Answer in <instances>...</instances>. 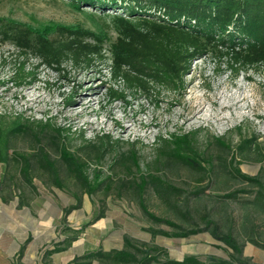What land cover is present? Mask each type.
<instances>
[{
  "label": "rangeland",
  "instance_id": "374dc122",
  "mask_svg": "<svg viewBox=\"0 0 264 264\" xmlns=\"http://www.w3.org/2000/svg\"><path fill=\"white\" fill-rule=\"evenodd\" d=\"M130 8L141 15L161 16V12L130 0H115L111 9H103L105 12L96 3L89 6L80 0H0V81L8 82L15 63L22 60L13 41L5 38V26H11L10 22L33 28L78 25L107 37L106 61H97L89 68L67 64L61 72L39 66L34 70L39 81L35 85L0 87V116L5 118L2 122L7 124L19 114L33 124L31 128L40 140L36 142L32 135L14 137L10 151L29 156L42 147L55 161L63 185V189L57 188L53 176L40 170L35 159L31 161L30 183L20 173L22 162L18 156L13 154L7 165L0 163V264H43L46 251L81 228L65 251L50 257L51 264H70L87 251L121 250L125 237L136 245L165 249L167 258L156 255L154 264H164L165 259L181 262L189 256L205 264L209 258L229 261L232 252L208 231L188 238L152 236L148 232L172 231L150 221L138 204L132 182H139L142 176L149 180L150 175L181 192L167 195V201L148 185L143 195L148 212L185 229L204 228L202 217L207 214L224 232L231 230L243 245L242 258L248 264H264V249L249 242L252 239L264 244V201L254 202L257 187L223 170L231 153L214 140L224 138L230 143L235 161L240 160V171L248 177L260 173L264 183V67L240 70L235 75L217 49L209 47L184 78L181 95L161 92L160 108L142 92L134 96L126 91L130 94L127 104L113 103L108 98L109 89L125 90L124 84L112 80L109 72L110 44L117 38L113 17H128ZM221 33H215L216 40L225 36H219ZM226 33L233 35V28ZM26 59L29 69L39 61L32 52ZM194 131L197 148L211 156L216 166L209 185L207 180L199 183L201 175L163 153L167 149L158 140ZM245 137H253L259 151L242 159L235 148ZM56 143L86 162L89 179L98 172L105 186L110 184L109 191L101 189L88 195L68 173ZM132 152L136 153L137 166L133 165ZM258 153L262 162L256 160ZM197 188H203L199 196L194 195ZM240 189L244 192L237 193L235 199L224 197ZM69 208L74 209L64 214ZM100 211L103 217L93 221ZM22 245L23 254L17 257Z\"/></svg>",
  "mask_w": 264,
  "mask_h": 264
},
{
  "label": "trees",
  "instance_id": "16d2710c",
  "mask_svg": "<svg viewBox=\"0 0 264 264\" xmlns=\"http://www.w3.org/2000/svg\"><path fill=\"white\" fill-rule=\"evenodd\" d=\"M89 6L95 3L103 10L111 9L115 0H80ZM161 12V16L151 17L139 14L137 10L130 8L129 16L115 15L113 24L117 32V38L110 44L109 72L115 82H122L125 90L118 91L110 88L108 98L113 103L121 101L128 103L130 94L136 96L142 92L146 94L156 108H160L161 92L181 95L184 88V78L190 74L193 63L203 57L209 47L217 49L220 57L225 58L226 65L235 75L240 70H248L264 67V0H130ZM77 8L79 6H76ZM142 9V8H141ZM103 10V12H105ZM137 20V21H135ZM11 26H5V38L11 39L14 46L19 50L22 60L15 63L12 77L8 82L0 81V87L5 84L14 85L16 88L33 86L39 81L34 72L39 66H47L55 71H63L67 64L89 68L95 62L106 61L104 44L107 40L105 34L95 33L78 25L50 24L39 28L25 26L18 22H10ZM229 28H233V35L227 34ZM222 32L225 36L215 39V33ZM10 34V35H9ZM242 38L238 40V37ZM28 52H32L39 61L29 69L28 60H24ZM128 91L130 94H127ZM4 116H0V163L7 165L13 160L14 152L10 151V141L20 135H32L36 142L37 133L32 130L28 120H23L19 114H15L7 124H4ZM36 125H40L36 122ZM43 129L46 125H42ZM57 134L60 130L55 131ZM197 132L183 134H170L168 139H161L163 151L172 160L201 175L199 183L208 181L210 174L215 170V164L211 156L196 146ZM106 138L100 136L99 139ZM216 144L231 153L223 170L227 171L234 179L257 187L254 202L259 204L264 201V183L260 173L255 177L244 175L239 168L240 160L235 161L234 151L230 143L224 138H214ZM56 143L59 149V158L64 163L68 173L84 186L88 195L95 194L103 189L109 191L110 184H106L97 172L92 179L86 173L87 164L77 155L70 152L63 144ZM253 137H245L235 148L242 159H247L256 148ZM21 160L20 173L30 183L32 177V160H36L40 170L53 176L54 185L63 189L58 179V170L55 161L50 159L48 153L38 147L32 155L14 154ZM262 162L260 153L256 158ZM14 161L17 159L14 158ZM132 162L137 166L136 153L132 152ZM208 175V177H207ZM110 179V178H108ZM108 181V180H107ZM148 185H151L156 195L166 198L167 195H178L181 190L167 184L155 175H150L149 180L142 176L139 182H132L134 193L138 197V204L144 215L155 224H164L171 232L148 229L152 236H164L167 238H188L192 235L208 231L217 241L224 244L232 253L230 260H218L209 258L208 264H248V260L242 258L243 245L235 238L231 230L224 232L216 220L209 218L207 214L202 217L204 228L185 229L168 219H162L148 212L144 204L143 195ZM105 186V187H104ZM203 188H197L195 196H199ZM237 190L226 194L227 199H235ZM77 207V206H76ZM263 209V207H260ZM71 209L64 211L67 214ZM103 217L100 211L93 221ZM83 228L66 235L64 242L59 243L52 250L45 252L43 264H51L50 257L65 251ZM253 245L263 248L252 239ZM24 245L19 249L17 257H21ZM167 258L165 249L157 246L136 245L129 238L123 239L121 250L102 251L101 249L87 251L75 257L70 264H154L155 257ZM164 264H205L196 257L189 256L181 262L164 261Z\"/></svg>",
  "mask_w": 264,
  "mask_h": 264
},
{
  "label": "bare ground",
  "instance_id": "6f19581e",
  "mask_svg": "<svg viewBox=\"0 0 264 264\" xmlns=\"http://www.w3.org/2000/svg\"><path fill=\"white\" fill-rule=\"evenodd\" d=\"M196 116V115H195Z\"/></svg>",
  "mask_w": 264,
  "mask_h": 264
}]
</instances>
